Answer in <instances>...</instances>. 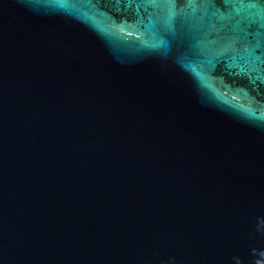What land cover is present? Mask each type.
Returning a JSON list of instances; mask_svg holds the SVG:
<instances>
[{
	"label": "water",
	"instance_id": "95a60500",
	"mask_svg": "<svg viewBox=\"0 0 264 264\" xmlns=\"http://www.w3.org/2000/svg\"><path fill=\"white\" fill-rule=\"evenodd\" d=\"M0 264H264V0H0Z\"/></svg>",
	"mask_w": 264,
	"mask_h": 264
}]
</instances>
